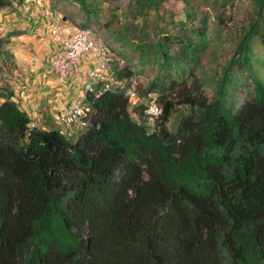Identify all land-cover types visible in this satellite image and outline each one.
Listing matches in <instances>:
<instances>
[{"label": "trees", "instance_id": "obj_1", "mask_svg": "<svg viewBox=\"0 0 264 264\" xmlns=\"http://www.w3.org/2000/svg\"><path fill=\"white\" fill-rule=\"evenodd\" d=\"M79 1L90 16L102 0ZM160 1L131 0L133 15ZM249 1L213 100L173 101L172 78L140 90L158 95L155 129L132 117L123 91L96 97L101 81L73 136L31 125L12 93L1 94L0 264H264V82L250 58L253 38L264 41V0ZM131 72L125 65L117 79ZM239 87L247 97L238 106ZM177 104L188 108L170 130Z\"/></svg>", "mask_w": 264, "mask_h": 264}, {"label": "rangeland", "instance_id": "obj_2", "mask_svg": "<svg viewBox=\"0 0 264 264\" xmlns=\"http://www.w3.org/2000/svg\"><path fill=\"white\" fill-rule=\"evenodd\" d=\"M133 5L131 0H102L94 6L90 16L79 0H24L21 3L12 0L5 8L16 10L14 26L19 25V13L29 12L33 18L39 15L38 19L50 20L51 28L59 31L60 23L70 32L85 26L90 28L118 58L110 61V77L102 80L101 85L127 86L131 80L137 84V96L128 99V108L136 120H144L142 116L151 97L160 106L157 93H140L156 77L173 79L175 85L167 92L173 101L180 100L185 93L213 100L217 95V83L224 77L223 66L233 53L242 27L251 17L250 1L193 0L185 5L181 0H161L157 8L149 9L144 16H134ZM22 8L28 9L27 12ZM218 15H224L225 19L220 20ZM88 17L89 21H86ZM183 31L186 32L183 34ZM166 35H180L183 42H168L164 38ZM163 52L167 55L166 62H163ZM250 58L256 76L264 82V41L259 36L251 42ZM125 65L134 69L132 75L117 79V72ZM245 79L247 83L251 82L250 77ZM242 88L234 93L238 106L247 97V90ZM135 107H138L136 113L133 112ZM187 108L183 104L175 106L167 122L168 129H175L181 113ZM64 118L75 129L74 135L81 132L80 126L68 121L65 115ZM63 126L61 123L58 128L63 129Z\"/></svg>", "mask_w": 264, "mask_h": 264}, {"label": "crops", "instance_id": "obj_3", "mask_svg": "<svg viewBox=\"0 0 264 264\" xmlns=\"http://www.w3.org/2000/svg\"><path fill=\"white\" fill-rule=\"evenodd\" d=\"M23 10L27 12L28 9ZM15 11L0 9V38H5L0 43V103L4 100L2 93H12V98L27 113L32 125L45 130L57 129L66 136H73L75 129L68 125L64 115L68 106L80 98L91 82L89 72L97 68L98 62L90 55H82L69 77L58 79L50 62L60 51L61 44L51 33L52 22L38 19L39 15L33 18L34 15L28 12L19 13V25L14 26ZM60 25L63 36L74 33L65 31L63 23ZM12 31L15 32L11 34ZM98 72L95 84L110 77L109 64ZM61 123H64L63 129L58 128Z\"/></svg>", "mask_w": 264, "mask_h": 264}, {"label": "built area", "instance_id": "obj_4", "mask_svg": "<svg viewBox=\"0 0 264 264\" xmlns=\"http://www.w3.org/2000/svg\"><path fill=\"white\" fill-rule=\"evenodd\" d=\"M52 35L61 44V49L51 59L50 65L55 76L60 80H65L69 77L70 72L75 68L79 58L82 55H90L98 62L97 68L89 72L91 82L88 83L80 98L73 101L66 110V118L68 121L77 124L82 129H85L89 123L88 111L90 110L87 103L84 102L86 93L91 91L95 84V79L99 77V69L105 68L114 58V53L110 48L90 30V28H82L76 30L68 36H63L56 28H52ZM108 83H103L102 86L95 92V96H99L102 92L110 90ZM115 89L123 91L128 99L137 96V84L131 80L127 86H116ZM161 113V107L157 104L156 99L151 97L147 109L142 116V121L145 125L155 129L156 120Z\"/></svg>", "mask_w": 264, "mask_h": 264}, {"label": "water", "instance_id": "obj_5", "mask_svg": "<svg viewBox=\"0 0 264 264\" xmlns=\"http://www.w3.org/2000/svg\"><path fill=\"white\" fill-rule=\"evenodd\" d=\"M91 238H92V236H87V238H86V245H87V250H89L90 249V240H91Z\"/></svg>", "mask_w": 264, "mask_h": 264}]
</instances>
